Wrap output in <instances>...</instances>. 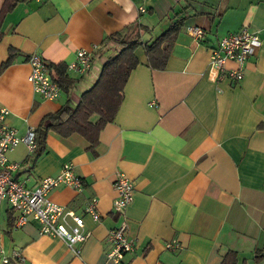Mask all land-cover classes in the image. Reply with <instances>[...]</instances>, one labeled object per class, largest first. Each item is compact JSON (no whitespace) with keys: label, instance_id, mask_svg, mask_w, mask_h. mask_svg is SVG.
I'll return each mask as SVG.
<instances>
[{"label":"crops","instance_id":"obj_1","mask_svg":"<svg viewBox=\"0 0 264 264\" xmlns=\"http://www.w3.org/2000/svg\"><path fill=\"white\" fill-rule=\"evenodd\" d=\"M181 14L186 18L164 68L151 69L136 49L140 62L114 119L99 132L96 153L85 149L81 135L53 131L34 161L24 142L7 153L11 161H26L13 175L27 186L71 162L82 188L59 184L48 197L77 212L95 197L99 220L84 213L90 233L75 253L40 233L35 220L15 225L14 212L9 219L8 203L1 202L0 264H116L106 250L108 230L120 219L112 207L117 170L134 185L125 217L135 249L125 254L126 264H222L228 249L236 251V264H264V0H22L1 24L0 105L19 135L35 129L70 96L62 89L58 98L46 99L33 90L30 54H40L54 74V64L66 66L80 46H101L105 36L138 20L141 36L151 38ZM189 24L203 26L205 37L192 40ZM243 26L262 40L244 76L213 80L210 47ZM9 47L13 60L2 67ZM66 73L76 81L67 67ZM169 240L182 247L167 249Z\"/></svg>","mask_w":264,"mask_h":264},{"label":"built area","instance_id":"obj_2","mask_svg":"<svg viewBox=\"0 0 264 264\" xmlns=\"http://www.w3.org/2000/svg\"><path fill=\"white\" fill-rule=\"evenodd\" d=\"M186 31L195 42L205 37V28L199 24L187 25ZM261 42L258 32L247 26L221 35L210 47L207 65L209 76L213 80L223 76L234 80L241 79L244 76V67L248 58L256 53ZM99 47L100 44L80 46L76 49L74 58L67 62V69L76 75L74 77L76 81L68 90L70 97L78 89L76 96L78 99L79 94L85 89L78 86L80 79L86 80L89 87L98 78L102 64H96L97 58L94 52ZM106 48L108 50H105ZM106 48L102 53L105 59L107 55L115 53L119 45L115 41H110ZM28 62L30 64L28 80L33 90L46 99L58 98L62 87L49 72L50 64L47 60L38 53H32L29 55ZM229 62H233L234 65H228ZM8 113L9 109L0 105V204L5 200L13 209L15 225L35 220L39 223L40 233L58 237L69 250L77 253L81 243L90 233L84 220V213L90 214L94 220H99V212L96 209L97 199L92 197L83 206L82 211L77 212L74 208L59 204L48 197V192L59 184H67L77 190L82 188L83 180L75 173L73 164L69 161L63 162L57 174L44 176L33 186H27L17 179L13 171L23 170L26 161H11L7 153L20 142H24L28 153L34 157L35 131L33 128H28L24 134L19 135L17 129L7 122ZM113 187L116 190V196L113 198L112 207L120 219L108 230L106 254L116 264H126L125 254L135 249V240L128 234L125 217V210L133 200V180L122 170H117ZM165 247L176 249L181 248L182 244L177 240H169L165 242ZM2 260L7 262L8 258L3 257Z\"/></svg>","mask_w":264,"mask_h":264},{"label":"trees","instance_id":"obj_3","mask_svg":"<svg viewBox=\"0 0 264 264\" xmlns=\"http://www.w3.org/2000/svg\"><path fill=\"white\" fill-rule=\"evenodd\" d=\"M20 1L22 0H4L0 9V37L2 35L1 24L5 14ZM185 18L186 16L183 14L176 15L166 27L151 38L141 36L142 21L140 20L134 24H127L123 29L113 31L105 36L98 51L102 54L108 50L106 47L110 41L117 42L118 50L107 55L96 81L79 94L74 104L71 103V97H68L56 110L47 112L41 118L38 126L34 129L35 146L33 151L35 156L33 161L45 150L49 131H53L61 137L79 134L85 140V149L96 153L95 148L100 141L99 132L106 123L114 119L123 98V87L126 80L131 70L140 62L136 49L142 48L146 64L151 69L164 68ZM14 51L12 47H9V56L2 62V67L12 62ZM54 65L56 73L52 74L53 78L58 81L64 91L68 92L75 79L66 73V66L63 62ZM12 212L14 211L9 206V219H12ZM261 255V252L257 250L256 258ZM236 257V251L228 249L223 254L222 264H236Z\"/></svg>","mask_w":264,"mask_h":264},{"label":"rangeland","instance_id":"obj_4","mask_svg":"<svg viewBox=\"0 0 264 264\" xmlns=\"http://www.w3.org/2000/svg\"><path fill=\"white\" fill-rule=\"evenodd\" d=\"M160 32V31H159ZM157 33H158V31H157ZM78 85V84H77ZM79 86V85H78ZM83 86H84V84L83 83H81V85H80V87L81 88H83ZM78 89L75 91V93H72L71 94V103L72 104H74L76 101H77V94H78ZM74 92V91H73ZM63 93H65V91L63 90ZM2 202H5V200H3Z\"/></svg>","mask_w":264,"mask_h":264}]
</instances>
